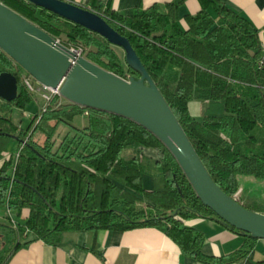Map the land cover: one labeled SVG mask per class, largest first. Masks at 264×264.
Listing matches in <instances>:
<instances>
[{
    "label": "trees",
    "instance_id": "1",
    "mask_svg": "<svg viewBox=\"0 0 264 264\" xmlns=\"http://www.w3.org/2000/svg\"><path fill=\"white\" fill-rule=\"evenodd\" d=\"M186 1L129 15L96 0L86 8L130 40L214 181L245 207L264 213V200L244 202L239 193V175L264 179L261 31L224 0H198L199 11L186 14L183 24L179 10ZM0 2L106 70L141 77L124 50L98 33L29 0ZM2 72L18 79L17 97L0 99V230L11 239L7 254L26 233L56 245L66 231L141 227L161 229L183 254L206 264H235L254 248L258 238L204 205L172 153L142 125L56 95L23 129V112L35 97L23 82L26 72L0 48ZM191 101L202 103L201 119L191 114ZM86 112L87 124L75 125ZM146 148L158 159L144 154ZM144 174L153 177L152 189L144 187ZM191 217L213 218L246 240L231 254L205 256L203 234L184 222Z\"/></svg>",
    "mask_w": 264,
    "mask_h": 264
},
{
    "label": "water",
    "instance_id": "2",
    "mask_svg": "<svg viewBox=\"0 0 264 264\" xmlns=\"http://www.w3.org/2000/svg\"><path fill=\"white\" fill-rule=\"evenodd\" d=\"M29 1L122 48L126 62L141 77L125 79L106 70L2 2L0 48L38 83L58 89L67 101L128 118L152 132L172 153L204 205L238 230L264 239V213L245 207L214 181L130 40L82 5L66 0ZM17 95L16 75L0 73V99L12 101Z\"/></svg>",
    "mask_w": 264,
    "mask_h": 264
},
{
    "label": "crops",
    "instance_id": "3",
    "mask_svg": "<svg viewBox=\"0 0 264 264\" xmlns=\"http://www.w3.org/2000/svg\"><path fill=\"white\" fill-rule=\"evenodd\" d=\"M88 6L91 0H66ZM104 5L131 14L134 9H146L154 4L172 0H96ZM237 12L245 15L261 31L264 41V0H224ZM198 0H187L180 8L181 22L186 14L199 11ZM191 114L201 119L202 103H189ZM85 115V114H84ZM83 115V117H84ZM86 118V117H85ZM88 120V119H87ZM84 126V125H83ZM145 150V149H144ZM144 154L158 159L157 153L148 149ZM146 189L154 187L151 175H143ZM28 212H25L27 215ZM185 224L204 236L201 252L205 256H225L241 248L246 237L213 218L191 217ZM20 245L5 254L0 264H206L182 253L176 243L157 227H141L126 231H66L58 244L36 239L30 233L17 237ZM239 264H264V239H257L254 248ZM237 264V263H235Z\"/></svg>",
    "mask_w": 264,
    "mask_h": 264
},
{
    "label": "rangeland",
    "instance_id": "4",
    "mask_svg": "<svg viewBox=\"0 0 264 264\" xmlns=\"http://www.w3.org/2000/svg\"><path fill=\"white\" fill-rule=\"evenodd\" d=\"M35 100L34 102L23 112L22 115V122H21V127L23 129H26L27 126L29 125L32 117L36 113H41L42 110L44 109V106H46L47 101L43 98L41 93L35 92L33 93ZM62 102L66 103L68 102L66 99L62 97ZM19 111L17 110L16 113ZM86 117V118H85ZM88 115L85 114L83 116H77L74 119V124L78 126H83L86 125L88 120H87ZM58 135V133H57ZM144 151H149L148 148H146ZM239 183H240V189L239 193L242 197V200L245 202H253L254 200H264V179H258L255 178L252 175H239ZM2 232V231H1ZM5 236L1 241H0V260L3 259L4 255L7 253V249L11 247V239L8 236L6 238Z\"/></svg>",
    "mask_w": 264,
    "mask_h": 264
},
{
    "label": "built area",
    "instance_id": "5",
    "mask_svg": "<svg viewBox=\"0 0 264 264\" xmlns=\"http://www.w3.org/2000/svg\"><path fill=\"white\" fill-rule=\"evenodd\" d=\"M261 39H262L263 46H264L263 38H261ZM34 80L35 79L32 76H30L29 74H27V73L23 75V82L26 85V87L32 93H35V92L41 93V95L43 96V98L47 101L46 106L53 99V97H55L56 95L61 96L58 89L48 88L45 85H42V84L38 83L37 81L35 82ZM46 106H44V109H45ZM85 114H88V112H86ZM8 213L10 214V211L9 210H8ZM11 221H12L14 227L16 228V221L14 220V218H12ZM3 237H4V234L0 230V241H1V239Z\"/></svg>",
    "mask_w": 264,
    "mask_h": 264
}]
</instances>
